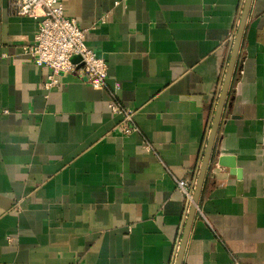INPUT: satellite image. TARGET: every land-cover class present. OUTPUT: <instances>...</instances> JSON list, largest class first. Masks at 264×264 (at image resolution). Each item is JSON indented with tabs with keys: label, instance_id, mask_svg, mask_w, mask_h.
<instances>
[{
	"label": "crops",
	"instance_id": "obj_1",
	"mask_svg": "<svg viewBox=\"0 0 264 264\" xmlns=\"http://www.w3.org/2000/svg\"><path fill=\"white\" fill-rule=\"evenodd\" d=\"M108 89L37 68L0 0V264H174L245 0H61ZM104 20V23L102 22ZM150 145L152 150L147 149ZM222 160V161H221ZM264 264V0H253L183 264Z\"/></svg>",
	"mask_w": 264,
	"mask_h": 264
},
{
	"label": "built area",
	"instance_id": "obj_2",
	"mask_svg": "<svg viewBox=\"0 0 264 264\" xmlns=\"http://www.w3.org/2000/svg\"><path fill=\"white\" fill-rule=\"evenodd\" d=\"M10 12L15 17H29L39 21V30L34 42L23 48L37 68L50 71L43 84L45 91L60 88L58 77L74 75L94 89H108V66L106 62L85 45L86 31L75 19L64 14L61 0H10ZM104 23V20L102 21ZM75 57L80 62L74 63ZM118 84L108 89L111 101L108 104L113 115L120 117L115 131L129 137L139 130L135 124L136 111L124 106L117 99ZM148 150H152L147 145ZM177 190L188 202V211L193 202L194 188L186 181H178ZM231 264H241L234 260Z\"/></svg>",
	"mask_w": 264,
	"mask_h": 264
},
{
	"label": "water",
	"instance_id": "obj_3",
	"mask_svg": "<svg viewBox=\"0 0 264 264\" xmlns=\"http://www.w3.org/2000/svg\"><path fill=\"white\" fill-rule=\"evenodd\" d=\"M252 3H253V0H245L244 6H243V10H242L241 17H240V23L237 29V33L235 35L234 42H233L231 58L228 64L225 79L223 81L222 91H221L220 98L218 101L216 114H215L211 129H210V135H209L208 142L206 145L203 162H202L199 175L197 178V182L195 185L193 202L190 206L188 216L184 224L183 235L180 241V245L178 248V252H177L174 264H183V260H184V256H185V252L187 248V243H188L192 225H193L196 213H197V209H198V205L200 202L203 187L206 181L207 173L210 167L211 160L214 157V148H215V143L217 139V134H218L219 127L222 121L226 102L229 98L232 80L237 70L239 54H240L246 26L248 23ZM73 62L74 63L80 62V58L75 57L73 59Z\"/></svg>",
	"mask_w": 264,
	"mask_h": 264
}]
</instances>
